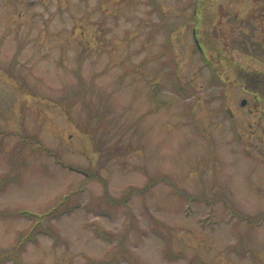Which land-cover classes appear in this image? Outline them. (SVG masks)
<instances>
[{
	"label": "rangeland",
	"instance_id": "1",
	"mask_svg": "<svg viewBox=\"0 0 264 264\" xmlns=\"http://www.w3.org/2000/svg\"><path fill=\"white\" fill-rule=\"evenodd\" d=\"M258 79L264 0H0V264H264Z\"/></svg>",
	"mask_w": 264,
	"mask_h": 264
},
{
	"label": "trees",
	"instance_id": "2",
	"mask_svg": "<svg viewBox=\"0 0 264 264\" xmlns=\"http://www.w3.org/2000/svg\"><path fill=\"white\" fill-rule=\"evenodd\" d=\"M159 181H163V180H161V179H158ZM156 183H158L156 180H153V181H151L150 183H149V185L145 188V191L146 190H148L149 188H151V187H153V185H155ZM171 187H172V185L170 184V183H168ZM172 189H173V191L176 193V194H179V193H177V191L174 189V187H172ZM229 205L227 204V207H228ZM228 210H230V212H232V213H234V210H232V208H230V207H228L227 208ZM55 210H56V208H55ZM19 214H25V212H19ZM237 217V216H236ZM239 218L241 219V220H244V221H248V225L249 226H257V225H259L262 221H264V216H260L257 220H253V221H251V220H249V217H245V216H239ZM15 261H16V263L17 264H20V262H19V260L17 259V258H15Z\"/></svg>",
	"mask_w": 264,
	"mask_h": 264
},
{
	"label": "flooded vegetation",
	"instance_id": "3",
	"mask_svg": "<svg viewBox=\"0 0 264 264\" xmlns=\"http://www.w3.org/2000/svg\"><path fill=\"white\" fill-rule=\"evenodd\" d=\"M248 82V80H247V78L246 77H244V82H242V81H236V83L238 84V83H242L243 84V86H242V90H243V92H246V91H248L247 89H246V85L245 84H248L247 83ZM258 82H261V83H257L256 85H254V84H250L253 88L254 87H260V86H258V85H261L262 84V86H263V88H264V83H263V81L261 80H259L258 79ZM259 91V90H258ZM249 94H252V92L250 93L249 92ZM253 96H255V101L257 102V103H259L261 100L259 99V96H258V93H254L253 94ZM246 104V103H245ZM244 107V106H243Z\"/></svg>",
	"mask_w": 264,
	"mask_h": 264
},
{
	"label": "water",
	"instance_id": "4",
	"mask_svg": "<svg viewBox=\"0 0 264 264\" xmlns=\"http://www.w3.org/2000/svg\"><path fill=\"white\" fill-rule=\"evenodd\" d=\"M242 105H244L245 104V101H242V103H241Z\"/></svg>",
	"mask_w": 264,
	"mask_h": 264
}]
</instances>
